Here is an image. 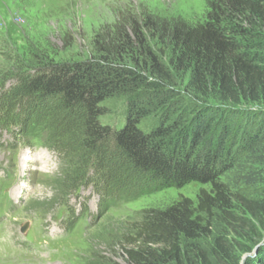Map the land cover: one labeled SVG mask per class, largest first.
<instances>
[{"label": "trees", "instance_id": "16d2710c", "mask_svg": "<svg viewBox=\"0 0 264 264\" xmlns=\"http://www.w3.org/2000/svg\"><path fill=\"white\" fill-rule=\"evenodd\" d=\"M92 47L86 61L35 62L20 90L79 112L71 135L83 149L99 154L111 139L115 158L153 190L199 185L195 201L144 214L122 246L125 264H264V0H208L195 24L129 15ZM116 98L127 103L121 130L100 122ZM5 99L0 126L57 152L55 113L24 131ZM66 179L55 182L62 193Z\"/></svg>", "mask_w": 264, "mask_h": 264}, {"label": "rangeland", "instance_id": "374dc122", "mask_svg": "<svg viewBox=\"0 0 264 264\" xmlns=\"http://www.w3.org/2000/svg\"><path fill=\"white\" fill-rule=\"evenodd\" d=\"M207 2L0 0V107L10 98L7 111L15 115L19 109L24 131L55 113L58 134L52 143L57 152H51L23 146L15 136L17 127L0 126V198L5 193L13 205L7 212L10 205L0 199V264H125L122 246L147 211L181 198L196 200L197 184L153 190L156 184L115 158L111 139L101 145L99 154L84 150L82 137L71 135L82 124L79 112L61 110L55 102L39 100L20 88L21 82L36 74L35 62L50 65L93 58L95 36L111 32L129 15L140 21L149 15L195 24L205 20ZM126 107L124 98L105 103L107 113L100 118L101 124L121 130ZM155 124L150 117L139 129L149 133ZM75 156L76 164L71 160ZM64 175L62 193L55 182ZM72 178L75 182L70 183Z\"/></svg>", "mask_w": 264, "mask_h": 264}, {"label": "water", "instance_id": "95a60500", "mask_svg": "<svg viewBox=\"0 0 264 264\" xmlns=\"http://www.w3.org/2000/svg\"><path fill=\"white\" fill-rule=\"evenodd\" d=\"M26 227H27V225H25V226H23V228H22V232H24L25 230H26ZM255 251V250H254ZM246 257H248L249 255H245ZM246 257H243V261L246 259Z\"/></svg>", "mask_w": 264, "mask_h": 264}]
</instances>
